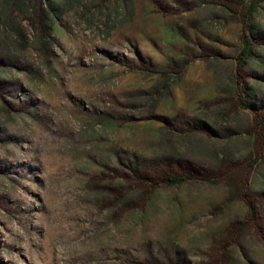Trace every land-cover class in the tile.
Masks as SVG:
<instances>
[{"label": "rangeland", "instance_id": "374dc122", "mask_svg": "<svg viewBox=\"0 0 264 264\" xmlns=\"http://www.w3.org/2000/svg\"><path fill=\"white\" fill-rule=\"evenodd\" d=\"M45 3L0 0V264H264V0Z\"/></svg>", "mask_w": 264, "mask_h": 264}, {"label": "trees", "instance_id": "16d2710c", "mask_svg": "<svg viewBox=\"0 0 264 264\" xmlns=\"http://www.w3.org/2000/svg\"><path fill=\"white\" fill-rule=\"evenodd\" d=\"M25 1H27L26 4H25ZM29 1H31V0H20V2H22L25 6L24 9H26V11H25L26 14H28L27 16H25V19L29 22V24L31 25V27L33 29L36 30V28L38 29V27H39V28L44 29V31L46 33L50 32L49 31L50 29L49 28L47 29V25L45 22V20H46L45 18L48 15L46 8H49V6L45 3V0H33L31 3ZM255 7L256 6L254 4L250 5V12H249L250 16L253 15V11H254ZM30 8L32 9V11H29ZM3 13L4 12H2V9H0V24H2V22L4 20V14L5 13L4 14ZM9 13H12V10H10ZM248 24H247V26H248ZM19 32H21V31H19ZM46 33H44V35H47ZM0 40H1V37H0ZM251 47H252L251 40H247L246 44L243 48V51L239 57V67H244L247 64L248 59L252 55V51H251L252 48ZM244 105L247 107L249 106L247 104H244ZM248 108H250V107H248ZM188 178L189 177H187V175H180V174H176L173 172H166V173H164L158 177L159 181H150L149 185L153 186V187L158 186L159 183L162 185H167V186L181 185V184H184L185 182H187L186 180ZM244 200L249 202L248 197L246 195H244ZM249 207H250L251 214L254 215L253 207L250 205V203H249Z\"/></svg>", "mask_w": 264, "mask_h": 264}]
</instances>
